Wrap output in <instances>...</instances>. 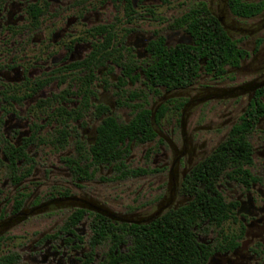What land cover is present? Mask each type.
I'll list each match as a JSON object with an SVG mask.
<instances>
[{
  "label": "flooded vegetation",
  "instance_id": "af4514ba",
  "mask_svg": "<svg viewBox=\"0 0 264 264\" xmlns=\"http://www.w3.org/2000/svg\"><path fill=\"white\" fill-rule=\"evenodd\" d=\"M173 55L196 59L186 84L166 78ZM235 98L221 141L194 161L187 114ZM141 112L154 135L98 160L102 123L129 124ZM235 138L247 147L224 150L221 170L199 166ZM133 144H150L142 158L154 168L122 170ZM103 166L127 177L165 172L169 184L153 212L111 208L91 186ZM0 175V264H125L133 225L175 216L182 226L188 205L200 264H264V0H0Z\"/></svg>",
  "mask_w": 264,
  "mask_h": 264
},
{
  "label": "trees",
  "instance_id": "16d2710c",
  "mask_svg": "<svg viewBox=\"0 0 264 264\" xmlns=\"http://www.w3.org/2000/svg\"><path fill=\"white\" fill-rule=\"evenodd\" d=\"M235 7L237 13L241 12L238 6ZM218 38L219 36L215 35L212 47L214 59H217V56L224 52L223 43H218ZM228 43L231 62H233V59L237 62L236 57L238 51L236 45L233 41H229ZM179 53L185 55L189 52L186 48H183ZM196 69V59L188 60V58L186 59L183 57L182 61H180L173 55L172 60H168L165 68V75L167 80L171 79L175 81L177 74H180L183 83L186 84L195 75ZM153 135V128L147 121L146 113L144 112H141L139 117L129 124H118L112 119H107L99 128V143L96 146V150L99 152L97 159L102 162L110 163L112 160L121 157L122 153L127 150L128 143L133 138L143 141L144 139L151 138ZM126 139H128V141H126ZM246 147L247 145H245L242 138H235L228 142H224L199 166H203L205 172L208 170L217 173L226 164L224 150L227 148L244 149ZM238 157V154H233L231 156L234 160H237ZM236 163H238V161ZM139 172L141 171L130 170L128 173L136 175ZM214 207H219L218 201L214 203ZM205 210L207 211V209ZM181 211L186 213V217L182 219V226L178 223L179 221L175 216L161 217L150 224L140 226L133 225V244L129 252L123 257L125 264L202 263L206 256L203 255L202 248L193 247L194 243L189 234V218H191L193 207L192 205H188L181 209ZM103 229L105 228L103 227Z\"/></svg>",
  "mask_w": 264,
  "mask_h": 264
},
{
  "label": "rangeland",
  "instance_id": "374dc122",
  "mask_svg": "<svg viewBox=\"0 0 264 264\" xmlns=\"http://www.w3.org/2000/svg\"><path fill=\"white\" fill-rule=\"evenodd\" d=\"M175 1V0H173ZM174 3V2H173ZM179 3V2H177ZM176 4V2L174 3ZM254 74V73H253ZM234 75H231L233 78ZM251 77V76H249ZM235 83L231 81V84ZM109 99L108 96H104ZM238 99L223 101H212L202 103L197 107H194L187 114V123L185 126V132L187 134L188 144L190 148L194 149L195 155L194 161L204 150H211L217 143L221 141V136L227 130L228 125H223L225 120V113L229 110L232 112V116L238 111ZM127 112L126 109H119L117 113L121 116L122 113ZM166 127V126H164ZM171 126L167 125L169 129ZM172 134V142L174 146L181 147L184 143V137L178 127H175V131ZM150 144H133L130 153L124 157L122 170L135 169L140 167L154 168L150 159L146 162L142 158L143 150ZM153 147V146H150ZM166 148L169 154H172L171 145L163 146ZM161 158V157H160ZM188 160V156L184 157L183 163ZM183 163L178 165V169H182ZM158 164H161L160 162ZM121 168V167H119ZM118 174V176H116ZM165 172H155L146 176H123L121 172H118L109 167L103 166L97 173L93 183L97 181V185L92 184L93 191L96 192V196L100 198V201L110 206L111 208H125L127 205L132 208L138 214L144 212L149 213L155 210L158 199V194L162 193L165 185L169 184V177ZM3 176L0 175V184L3 181ZM159 202V201H158ZM5 200L0 198V206H3ZM7 206V204H5ZM20 229H14L13 234H18ZM19 240V239H18Z\"/></svg>",
  "mask_w": 264,
  "mask_h": 264
}]
</instances>
